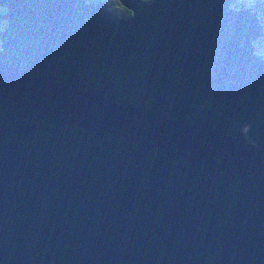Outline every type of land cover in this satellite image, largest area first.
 <instances>
[{"label":"water","instance_id":"water-1","mask_svg":"<svg viewBox=\"0 0 264 264\" xmlns=\"http://www.w3.org/2000/svg\"><path fill=\"white\" fill-rule=\"evenodd\" d=\"M231 0H0V264H264V62Z\"/></svg>","mask_w":264,"mask_h":264},{"label":"trees","instance_id":"trees-1","mask_svg":"<svg viewBox=\"0 0 264 264\" xmlns=\"http://www.w3.org/2000/svg\"><path fill=\"white\" fill-rule=\"evenodd\" d=\"M84 1H85V2L90 1L91 3L95 2V1H101V2H103V3L105 4V7H104L105 11L110 12V13L114 14L115 16L119 17V18H124V17H128V16H129V12H128L126 9L123 10V11H121L120 9H118V8L116 7L115 4L120 5V4L118 3V0H84ZM140 1H146V0H140ZM260 4H261V3H260ZM260 4H255V5L259 6ZM229 6H230L231 8H236V7H237L236 0H231L230 3H229ZM263 8H264V5H263ZM261 11H263V13H264V10H263V9H261ZM256 18H257V20H258V24H259V26H260V27L264 26L263 22H262V21H259V19H258L257 16H256ZM263 35H264V34H263ZM263 35H262V36H263ZM262 36H260V38H261ZM262 39H264V37H263ZM253 40H254L253 44L256 46V50H255V51L260 53V51H261V48H260V41H258V40L255 39V38H254ZM253 40H252V41H253ZM254 45H252V42H251V46H252L253 49H254V47H253ZM253 51H254V50H253Z\"/></svg>","mask_w":264,"mask_h":264},{"label":"rangeland","instance_id":"rangeland-1","mask_svg":"<svg viewBox=\"0 0 264 264\" xmlns=\"http://www.w3.org/2000/svg\"><path fill=\"white\" fill-rule=\"evenodd\" d=\"M239 1L240 2L236 3V4H238L239 6H242L244 8H247V9H251L255 5V4L251 3L252 0H245L248 2H242L241 0H239ZM260 1H261L260 8L256 10V16L258 17L259 21L264 22V13H262V11H261L263 4H264V0H260ZM115 5L121 11L125 10L121 5H118V4H115ZM260 32L262 33L260 36H262L264 34V26L261 27ZM260 36H256V39L258 41H260L261 51H260V53L255 51V53L260 54L259 57L264 62V39H262L264 37V35L261 38H260ZM251 42H252V45H254L253 44L254 40L249 41V44H251Z\"/></svg>","mask_w":264,"mask_h":264},{"label":"flooded vegetation","instance_id":"flooded-vegetation-1","mask_svg":"<svg viewBox=\"0 0 264 264\" xmlns=\"http://www.w3.org/2000/svg\"><path fill=\"white\" fill-rule=\"evenodd\" d=\"M239 2H240V1H237V0H236V3H239ZM251 3H253V4H260L261 1H260V0H252ZM263 5H264V4H263ZM242 8H244V7H242ZM259 8H260V5H259V6L254 5L251 9H249V11H250V12H253V14L256 16V10L259 9ZM245 9H246V8H245ZM262 9L264 10L263 7H262ZM4 12H5L4 7L0 6V14H4ZM262 13H263V11H262ZM263 24H264V22H263ZM5 25H6V20H5L4 18H0V31H1L3 28H5ZM259 28H260V26H259ZM259 31H260V29H259ZM255 39H256V38H255ZM253 47H254V49L252 48V50H254L253 52H255V50H256V46L254 45Z\"/></svg>","mask_w":264,"mask_h":264},{"label":"bare ground","instance_id":"bare-ground-1","mask_svg":"<svg viewBox=\"0 0 264 264\" xmlns=\"http://www.w3.org/2000/svg\"><path fill=\"white\" fill-rule=\"evenodd\" d=\"M242 2H248V1H245V0H241Z\"/></svg>","mask_w":264,"mask_h":264}]
</instances>
